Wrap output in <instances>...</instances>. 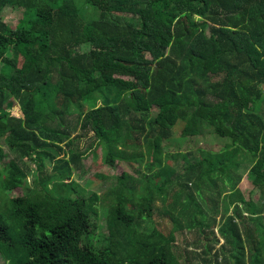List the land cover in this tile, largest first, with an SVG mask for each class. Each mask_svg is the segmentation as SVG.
<instances>
[{
    "label": "trees",
    "instance_id": "16d2710c",
    "mask_svg": "<svg viewBox=\"0 0 264 264\" xmlns=\"http://www.w3.org/2000/svg\"><path fill=\"white\" fill-rule=\"evenodd\" d=\"M88 3L100 15L86 22L75 0H0V163L2 144L13 155L0 171L3 264H179L174 234L203 236L210 251L222 219L234 264H246L244 240L248 264H263L264 0ZM8 8L24 11L18 26ZM79 133L107 166L132 168L99 209L73 181ZM210 135L223 144L190 151ZM154 210L169 234L139 229Z\"/></svg>",
    "mask_w": 264,
    "mask_h": 264
},
{
    "label": "rangeland",
    "instance_id": "374dc122",
    "mask_svg": "<svg viewBox=\"0 0 264 264\" xmlns=\"http://www.w3.org/2000/svg\"><path fill=\"white\" fill-rule=\"evenodd\" d=\"M75 3L78 7L81 17L87 22L92 19H96L99 17L100 12L96 10L91 4L88 3V0H75ZM24 11H15L12 8H8L5 11V20L8 23H11L15 26H18L20 21L23 19ZM15 115H21L18 108L13 110ZM81 133V132H80ZM78 134V140L74 145V152L77 154L86 153V157L80 164L83 165L81 171H76L73 175V181H75L78 186L80 187L79 190L84 195L90 196L93 193L99 194L100 198L99 201L96 203V207L99 209L100 207L108 204V201L104 199V193L108 190V188L115 183L118 177L123 176L125 173H132V168L123 163H117L115 167L107 166L103 163V155L102 150L97 147V138L92 134L89 133L88 135H81ZM223 139L218 137H214L210 135L205 139H202L201 142L198 140L197 142L191 141L190 145L193 146L190 151H195L198 147H203L208 150H216L218 145L223 144ZM3 152L5 153L6 157L0 163V171L4 172L5 168L11 167V160L13 155L9 152L8 148L2 144ZM188 147L178 148L176 144H173L170 151L172 153L185 152L188 151ZM48 167V161L45 162ZM4 164V165H3ZM34 166V165H33ZM32 166V167H33ZM4 168V169H3ZM9 174V171H8ZM10 174H14V172H10ZM32 175L28 178V183L32 184ZM241 191L244 194L247 201L253 202L254 204H259L260 193L254 190V186L251 181H249L247 175L243 182L241 183ZM11 196H19L22 194L20 189L13 190L9 192ZM156 206L160 207L161 203L156 201ZM161 210H154L151 215V226L148 224L149 220L145 221V223H141L140 230H147L155 227L159 231L164 234H169L171 231V223L169 219L166 217L165 214H160ZM231 211V209H230ZM245 211V210H244ZM249 216V215H247ZM260 217V224L264 227V213ZM255 217V218H258ZM226 219L220 220V224L214 230V234L216 235L218 242H210L208 246L210 247V251L206 250L204 247L205 242H203V236H198V234L194 233H186L181 235L179 233H175V242L173 244V255L175 256L176 260L179 264H234L232 259V253L236 250L234 247L231 248L230 245H225L222 238H220L217 234L219 227L225 222ZM258 220V219H256ZM245 227H252V223L246 222ZM244 229V228H243ZM243 229H241L243 231ZM100 232L104 235H107V229L104 227L103 230ZM99 232V233H100ZM100 233V234H101ZM137 237L139 236L137 233L135 234ZM212 235V236H213ZM208 236V233H207ZM211 236L213 240L214 237ZM245 236V234L243 235ZM246 237H244L245 239ZM200 239L201 244L199 246H195V240ZM255 242H259L260 249V258L262 263L264 264V241L263 237L259 234L255 237ZM262 242V245L260 243ZM250 247H252V243H248L245 240L243 241V252L245 257V263L248 264L251 260L252 256ZM254 251V250H253ZM196 254H199L198 256ZM205 260V261H204ZM218 260L217 262H215ZM4 261L0 256V264H3Z\"/></svg>",
    "mask_w": 264,
    "mask_h": 264
}]
</instances>
